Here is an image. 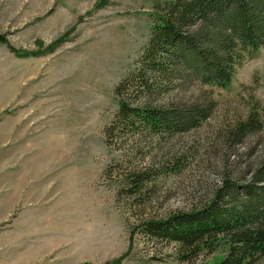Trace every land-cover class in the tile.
Returning <instances> with one entry per match:
<instances>
[{
  "label": "rangeland",
  "instance_id": "1",
  "mask_svg": "<svg viewBox=\"0 0 264 264\" xmlns=\"http://www.w3.org/2000/svg\"><path fill=\"white\" fill-rule=\"evenodd\" d=\"M97 1L0 0V34L37 53L17 57L0 43V264H215L221 250L182 260L143 226L200 208L224 179L249 183L264 163V132L228 133L250 115L264 123V48L227 87L188 81L170 96L212 98L198 126L110 148L113 88L147 41L155 0ZM175 156L178 172L127 193L128 171Z\"/></svg>",
  "mask_w": 264,
  "mask_h": 264
},
{
  "label": "trees",
  "instance_id": "2",
  "mask_svg": "<svg viewBox=\"0 0 264 264\" xmlns=\"http://www.w3.org/2000/svg\"><path fill=\"white\" fill-rule=\"evenodd\" d=\"M108 3L98 0L95 6ZM150 24L134 65L113 88L117 108L103 128L110 148L117 144H121L118 149L124 148L131 138L163 139L198 126L211 113L212 98L194 102L170 96L188 81L227 87L236 67L264 48V0H155ZM0 43L17 57L37 55L13 47L1 34ZM58 43L41 44V54L51 52ZM257 131L264 132V123L250 115L228 133L240 139ZM134 151L133 145L129 154ZM178 159L128 171L125 190L135 195L156 177L178 172ZM252 177L243 185L224 179L200 208L173 213L143 227L151 236L175 243L182 260L221 250L215 264H254L264 256V163Z\"/></svg>",
  "mask_w": 264,
  "mask_h": 264
}]
</instances>
